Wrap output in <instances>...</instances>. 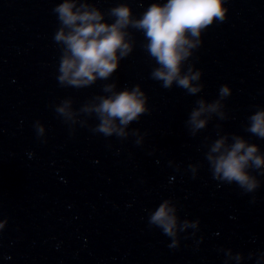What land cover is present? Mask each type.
Masks as SVG:
<instances>
[{
	"label": "water",
	"instance_id": "95a60500",
	"mask_svg": "<svg viewBox=\"0 0 264 264\" xmlns=\"http://www.w3.org/2000/svg\"><path fill=\"white\" fill-rule=\"evenodd\" d=\"M63 2L0 0V222L7 220L0 264H264V176L252 172L260 187L242 194L212 178L204 155L205 138H218L217 125L221 135L241 136L264 155V139L245 131L248 117L264 109V0H226V20H214L200 47L189 49L182 73L189 65L201 71L204 87L196 95L151 79L157 65L142 47L143 34L131 28L133 51L110 79L61 87L53 8ZM153 2L76 0L77 7L93 4L107 23L114 22L108 10L120 3L140 18ZM111 83L117 92L139 85L147 96L149 114L125 129L123 141L93 134L89 126L99 121L83 111L99 103L95 96H110L103 87ZM221 85L229 91L221 101L225 119L213 114L191 136L185 121L195 102L212 103ZM56 107L75 123H63ZM36 121L44 129L39 138ZM133 130L147 133L140 146ZM189 165H199L195 178ZM164 199L176 204L181 221L199 220L194 234L179 233L174 249L148 224L149 211Z\"/></svg>",
	"mask_w": 264,
	"mask_h": 264
},
{
	"label": "clouds",
	"instance_id": "9594fccd",
	"mask_svg": "<svg viewBox=\"0 0 264 264\" xmlns=\"http://www.w3.org/2000/svg\"><path fill=\"white\" fill-rule=\"evenodd\" d=\"M225 3L226 0H223V5L222 0H166L164 3L157 0L149 5L140 18L133 16L126 3H120L108 10L107 17L114 22L107 23L102 22L105 21V15L93 4L77 7L76 0H65L53 8L59 22L53 39L61 49L58 83L61 87L80 89L95 84L97 80L110 79L118 70L120 60L127 58L133 51L134 40L128 31L131 28L143 34L147 43L142 47L157 65L150 73L151 79L162 82L161 86L165 89H171L175 82L177 87L186 90L188 94L196 95L204 87L199 83L202 73L200 70L193 72L192 65L182 73V67L192 56L189 49L200 47L202 32L214 20L218 23L226 20L228 9L224 7ZM81 8L84 10L81 11ZM115 89V83L105 84L103 92L111 95L107 98L95 96L94 99L99 103L83 111L95 113L99 121L94 127L89 126L93 134H101L105 138L115 136L123 141L129 137L125 129L131 123L138 122L142 115L149 114V109L146 107L147 96L141 92L139 85H134L131 90L125 88L117 92ZM228 96L227 86L221 85L219 98L212 103L205 106L203 99L195 102L197 106L185 121L191 136L195 137L205 129L213 114L220 120L225 119L220 108L223 106L221 101ZM54 111L66 125L70 120L75 123L65 107H56ZM205 114L206 118L201 119ZM248 120L250 126L245 131L264 139V109H257ZM33 127L37 138L43 135L44 129L39 121ZM216 127L218 138L209 142L206 137L204 143L207 149L204 155L212 178L221 184H235L242 194L255 193L260 187L257 175L264 176V155L259 154L256 144L235 134L221 135L220 126ZM74 130L69 125L70 135L74 134ZM131 135L140 136L135 140V144L140 146L147 133L141 136L138 130H133ZM188 168L195 178L199 165H189ZM252 202H255L254 197ZM177 212L176 204L170 199H164L148 215L149 227L160 229L163 235L170 238L168 247L173 249L179 247V233L193 229L194 234L199 227V220L181 221ZM6 224V219L0 222V231Z\"/></svg>",
	"mask_w": 264,
	"mask_h": 264
}]
</instances>
